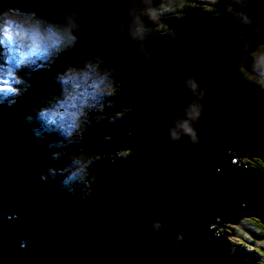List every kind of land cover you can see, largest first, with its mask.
<instances>
[{
	"label": "water",
	"instance_id": "95a60500",
	"mask_svg": "<svg viewBox=\"0 0 264 264\" xmlns=\"http://www.w3.org/2000/svg\"><path fill=\"white\" fill-rule=\"evenodd\" d=\"M77 3L85 5L89 27L75 50L62 52L49 71L33 72L31 87L16 103L0 105V264H231L227 244L211 239L207 219L219 215L237 222L255 216L264 223V168L242 163L243 157L264 162L262 124L255 119L264 96L238 84L230 66L232 40L240 29L203 14L189 15L187 23L173 21L186 40L172 44L166 37H149L152 71L143 64L133 66L134 57L115 39L110 19L120 0H0V6L51 8L57 16ZM249 6L259 12L264 0H250ZM89 51L117 72L120 108L130 105L131 111L113 123H90L80 144L71 147L106 154L131 147L133 155L114 163L108 156L102 165L97 161L93 175L99 184L86 199L79 192L64 194L50 180L41 182L48 188L41 193L33 178L54 163L43 155L51 153L47 143L33 138L23 116L38 96L55 91L50 81L54 71ZM184 64L197 68L207 89L198 147L186 137L167 138L179 98L187 96L181 87ZM225 75L227 104L217 92ZM128 129L131 136L121 135ZM106 134L112 139H103ZM10 212L17 217L6 219ZM156 219L161 229L152 233L148 226ZM178 223L185 239L173 253ZM20 237H27L24 248L18 246Z\"/></svg>",
	"mask_w": 264,
	"mask_h": 264
},
{
	"label": "clouds",
	"instance_id": "9594fccd",
	"mask_svg": "<svg viewBox=\"0 0 264 264\" xmlns=\"http://www.w3.org/2000/svg\"><path fill=\"white\" fill-rule=\"evenodd\" d=\"M249 5L250 0H120L118 5L113 6L117 10L111 13L110 23L115 39L134 57L131 64H143L152 71H156V68L153 51L148 44L149 37H166L172 44H183L186 40L173 21L187 23L189 15L203 14L205 19L233 25L240 29L232 40L229 61L236 82L264 95V9L253 11ZM65 7L66 10L57 16L51 8L39 11L17 5L0 6V103L6 101L9 106L16 103V97L31 87L29 77L33 72L50 69L62 52L74 51L80 36L87 33L89 26L85 5L77 3ZM222 17L227 20H222ZM205 62L206 67L211 69L212 57H206ZM228 80L229 77L225 75L217 88L226 104L229 102L225 96V83ZM50 81L55 91L38 96L36 103L23 116V122L37 141L51 137L47 147H55L58 151L43 155L54 161L61 157L63 160L39 172L33 178V183L41 193H45L48 188L42 186L41 182L52 180L55 187L68 196L79 192V197L86 199L93 187L99 184L91 169L106 154L88 152L83 146L76 152H69L67 146L80 144L92 121L104 119L113 123L125 117V113L131 111V106L107 113L104 111L106 107L112 109L118 103L121 83L117 79V72L106 65L104 57L98 53L89 51L82 54L78 62L64 64L52 73ZM181 87L187 96L179 98L178 114L167 126V138L175 142L186 137L188 143L198 147L200 136L197 125L204 123L201 117L207 89L201 83L194 65H183ZM238 94L232 93L233 96ZM255 119L262 124L259 132L264 135V107L259 109ZM121 135L131 136L132 130L121 132ZM103 139L111 140L112 137L106 134ZM132 155L131 147L117 148L115 153H107L110 163H114L118 157L127 160ZM163 155L166 158L167 153ZM216 171L220 172V169ZM17 215L10 212L5 214V218L14 219ZM220 219L219 215L210 216L206 226L213 241L218 239L222 244H227L225 252L231 264L241 260L244 264H264V247L249 243L253 237L237 225L221 227ZM244 220L256 223L258 230L264 231V223L257 217L245 216ZM148 227L152 233H158L161 221L153 220ZM231 227L243 232L246 239L230 234ZM184 239L178 223L173 230V253L180 251V241ZM27 242V237H20L18 246L24 248ZM258 243L264 245V240ZM248 253L256 255L248 256Z\"/></svg>",
	"mask_w": 264,
	"mask_h": 264
},
{
	"label": "rangeland",
	"instance_id": "374dc122",
	"mask_svg": "<svg viewBox=\"0 0 264 264\" xmlns=\"http://www.w3.org/2000/svg\"><path fill=\"white\" fill-rule=\"evenodd\" d=\"M252 90H254V89H252ZM102 120H104V119H102ZM101 120H99L98 122H100ZM92 123H96V122H94V121H92L91 122V124ZM93 125V124H92ZM46 138V140H49V139H51L50 137H49V139H48V137H45ZM75 148V147H74ZM73 149V148H72ZM79 148H77L76 149V151L78 150ZM88 149H89V147H88ZM50 151L51 152H55L56 150L54 149V148H50ZM75 151V152H76ZM113 153H115V151H112ZM106 154V153H105ZM107 156V154L105 155V157ZM62 159H63V157H61ZM60 158V159H61ZM131 158V157H130ZM244 158H242V160H243ZM54 161V160H53ZM55 161H57V160H55ZM261 221V223H263L262 222V220H260ZM227 223L228 224H230V223H232V225L234 224V225H236V224H240V229L242 228L243 229V232H247L250 236H252L253 237V239L252 240H250L249 241V243H256L258 246H260V247H264V245H260L258 242L259 241H261V240H264V231H260V230H258V228H259V226L255 223V226H251V224L248 222V221H245V220H240V221H238V222H230V221H227ZM242 225V226H241ZM229 226H231V224L229 225ZM251 227V228H250ZM232 228V227H231ZM250 228V229H249ZM253 229H257L256 231H253ZM234 231H236L237 232V235H241L242 237H244L243 236V232H238V230H234ZM211 234V233H210ZM230 234H233V231L230 233ZM253 234V235H252ZM257 237V238H256ZM244 238H246V237H244ZM252 255H256V254H254V253H248V256H252Z\"/></svg>",
	"mask_w": 264,
	"mask_h": 264
},
{
	"label": "trees",
	"instance_id": "16d2710c",
	"mask_svg": "<svg viewBox=\"0 0 264 264\" xmlns=\"http://www.w3.org/2000/svg\"><path fill=\"white\" fill-rule=\"evenodd\" d=\"M117 79L120 81V79H119V76H118V74H117ZM120 83H121V81H120ZM122 84V83H121ZM6 102V101H5ZM4 102V103H5ZM0 104H3V103H0ZM121 98L119 97V101H118V103L116 104V105H114V107L112 108L114 111L115 110H117V109H119L120 107H121ZM107 108V107H106ZM125 115H126V113H125ZM117 121H119V120H117ZM116 122V121H115ZM256 123L257 124H259L257 121H256ZM261 124V123H260ZM234 153L235 154H237L236 153V151H234ZM119 158V157H118ZM244 159L242 160V163L246 166V167H248V168H255V169H257V170H262L263 168H264V162L262 161V159H260V158H257V159H254V158H252V159H249V158H247V157H243ZM101 161V160H100ZM100 161H99V163H100ZM235 161H236V158H235ZM95 166H97V164L95 163ZM94 166V167H95ZM94 167H92V169H91V174H93V170L95 169ZM51 182H53L54 184H55V182L54 181H52V180H50ZM64 192V191H63ZM223 221V222H222ZM231 225H232V223H230ZM230 224H227V221H225V220H221L220 219V221H219V225L221 226V227H224V228H229L230 226ZM251 224V226L253 227V226H255V223H250ZM238 227H240V224H236ZM242 226V225H241ZM251 228V227H250ZM249 228V229H250ZM242 229V228H241ZM234 230H237V228L236 227H232L231 228V232L233 231V234H237V232L236 231H234ZM257 229H253V231H256ZM253 235V234H252ZM242 238H244V237H242ZM257 238V237H256ZM246 239V238H245ZM241 250H243L242 248H241Z\"/></svg>",
	"mask_w": 264,
	"mask_h": 264
},
{
	"label": "bare ground",
	"instance_id": "6f19581e",
	"mask_svg": "<svg viewBox=\"0 0 264 264\" xmlns=\"http://www.w3.org/2000/svg\"><path fill=\"white\" fill-rule=\"evenodd\" d=\"M109 67H111V66H109ZM50 69H48V70H44V71H49ZM233 92H236V91H232V93ZM238 93V92H237ZM254 93H257V92H254ZM235 96H237V95H235ZM264 96V95H263ZM5 103H7V102H5ZM4 104V103H3ZM0 105H2V104H0ZM112 111H114V110H112ZM106 113H107V111H105ZM127 114V113H126ZM40 141H44L43 139H41ZM78 148H80V147H78ZM76 149H77V147H75V148H73V149H71V150H69V152H75L76 151ZM106 152V151H105ZM104 152V153H105ZM63 159L61 158V159H59V160H57V161H53V165L52 166H55V165H57V164H59V163H61V161H62ZM105 163V161L104 160H101L100 161V164L99 165H102V164H104ZM53 183V182H52ZM54 184V183H53ZM64 194H66L65 192H64ZM223 222V221H222ZM228 224V223H227Z\"/></svg>",
	"mask_w": 264,
	"mask_h": 264
},
{
	"label": "flooded vegetation",
	"instance_id": "af4514ba",
	"mask_svg": "<svg viewBox=\"0 0 264 264\" xmlns=\"http://www.w3.org/2000/svg\"><path fill=\"white\" fill-rule=\"evenodd\" d=\"M113 109H108V108H105V110L104 111H107V112H109V111H112Z\"/></svg>",
	"mask_w": 264,
	"mask_h": 264
}]
</instances>
